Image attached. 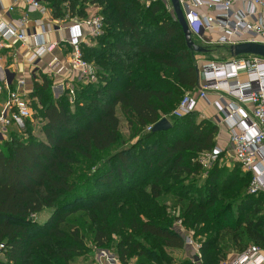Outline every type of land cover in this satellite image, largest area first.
<instances>
[{
	"label": "trees",
	"instance_id": "16d2710c",
	"mask_svg": "<svg viewBox=\"0 0 264 264\" xmlns=\"http://www.w3.org/2000/svg\"><path fill=\"white\" fill-rule=\"evenodd\" d=\"M46 1L57 20L67 15L83 19L89 6L99 9L103 34L95 46L83 45L98 81L78 86L71 103L68 90L55 98L54 80L41 75V82L33 81L30 97L35 118L43 121L44 139L15 134L12 141H0V264H74L88 248L77 220L71 219L79 213L88 219L96 247L106 248L120 238L122 264L135 251L154 264H190L166 256L159 261L137 241L145 237L168 249L185 247L182 235L164 217V196L179 202L184 225L204 238L202 264L225 261L229 241L239 252L246 242L264 248V194L248 193L252 176L241 164L232 169L216 164L202 188L190 182L204 172L199 156L216 147V124L198 121L195 111L171 122L169 130L147 132L199 85L198 53L187 46L167 4ZM123 119L129 140L121 139ZM120 144L91 169L99 154ZM79 165L91 169L80 182L75 178ZM49 209L53 212L47 221L35 219Z\"/></svg>",
	"mask_w": 264,
	"mask_h": 264
},
{
	"label": "built area",
	"instance_id": "2783aa9c",
	"mask_svg": "<svg viewBox=\"0 0 264 264\" xmlns=\"http://www.w3.org/2000/svg\"><path fill=\"white\" fill-rule=\"evenodd\" d=\"M17 1L23 5L25 13L20 21L21 26L28 23V14L38 12L45 15L49 12L42 0ZM142 1L149 4L153 0ZM179 3L192 37L196 35L205 47H227L229 50L231 46L240 43L264 45V0H179ZM169 10L175 16L172 5ZM103 31V18L99 14L83 19L75 18L70 27L68 66L78 74V80L63 88V93L69 91L71 103L75 100V89L78 86L98 81L96 66L84 58L83 45L87 39L101 36ZM12 40L26 45L28 35L19 26L1 22L0 52L8 48ZM35 41L36 50L27 59L30 66H35L38 59L58 46L57 43L46 44L43 33L36 34ZM197 64L198 88L196 92H189L183 97L171 117L174 120L181 119L197 111L200 101L208 102L210 92L219 94V99L213 105L225 114L229 124L234 161L252 176L248 193L255 196L264 194V57L231 56L216 61L197 60ZM48 69V74L55 78L62 74L66 65L54 58ZM26 83L25 79L18 80L15 90L6 84V98L0 105V141L8 140L13 131L23 134L33 117L31 92L26 89ZM2 92L3 87L0 86V94ZM247 104L254 106L252 116L243 108ZM153 128L149 126L147 132ZM222 155L224 150L218 147L212 152L201 154L198 161L203 171L212 169L216 164L222 165L225 157ZM184 241L186 246L196 250L194 264H202L201 243L194 242L192 236H186ZM3 248V245L0 246V251ZM197 256L199 262H195ZM221 264H264V248L252 245Z\"/></svg>",
	"mask_w": 264,
	"mask_h": 264
},
{
	"label": "crops",
	"instance_id": "0c3cea01",
	"mask_svg": "<svg viewBox=\"0 0 264 264\" xmlns=\"http://www.w3.org/2000/svg\"><path fill=\"white\" fill-rule=\"evenodd\" d=\"M49 12L42 15L38 12L28 14V23L24 26L20 25L21 19L24 17V7L17 0H0V23L5 22L9 25L19 26L20 29L25 30L28 35L26 45L12 40L8 48L0 52V86L3 87V92L0 94V105L6 98L8 84L11 90L17 87V81L20 79L26 80V89L30 92L33 90L34 80L41 82V75H47L52 78L49 72V64L54 58L61 60L66 65V69L61 75H58L54 80L55 97L63 94V88H66L71 83H76L78 74L70 69L68 66V40L70 38V27L72 26L75 18L67 15L64 19L57 20L53 17V13L49 8L47 1L43 0ZM98 8L89 6L88 17L93 14H98ZM44 34V41L46 44L57 43L58 46L52 52L45 53L40 59L36 61L35 66H30L27 59L36 50V34ZM96 39H87L85 44L88 46H95ZM84 44V45H85ZM198 59L200 56L197 57ZM219 94L210 92L209 100L200 101L198 112H203V118L212 121L218 126V133L216 135V147L224 150V161L227 164L230 160H234L233 146L230 141V127L225 120V114L218 111L213 105V99H219ZM211 99V100H210ZM227 100H230L227 98ZM243 108L249 113L253 114L254 106L247 104ZM215 147V148H216ZM223 161V163H224ZM222 163V164H223Z\"/></svg>",
	"mask_w": 264,
	"mask_h": 264
},
{
	"label": "rangeland",
	"instance_id": "374dc122",
	"mask_svg": "<svg viewBox=\"0 0 264 264\" xmlns=\"http://www.w3.org/2000/svg\"><path fill=\"white\" fill-rule=\"evenodd\" d=\"M162 1L167 4L168 9L171 7L169 0H162ZM193 41L196 44H199L205 47L204 43L201 40H199L197 36L194 34H193ZM198 56H200V58L197 60L216 61V60L228 59L229 57H231V53L227 49V47H212L210 52L205 53V54L198 53ZM53 94L55 97L54 90H53ZM187 94L188 92H186L184 96ZM58 97H55V98H58ZM217 100L218 99H213L211 101H217ZM237 106H240V104L237 103ZM172 113L170 115L163 116V118H168L172 123H174L175 120L171 117ZM35 115H36V111L34 110L33 117L29 120L31 124L30 128L26 133L24 132L25 134L24 133L21 134L19 132L13 131L8 136L9 139L3 140V141H9V140L12 141L11 138L15 134H19L20 136H22L23 139H27L30 135H33L37 139H44V135L41 131L42 126H43V121L40 120L39 118H35ZM197 120L198 121L205 120V118H203V112H198ZM123 138L126 140H129L130 138L129 126L124 121V119L122 120V123H121V139L123 140ZM121 147L122 146L120 144L110 152L99 154L97 163L91 166V169L101 166L108 158H110ZM2 148L6 151L4 147ZM235 164L236 162L234 160H230L229 164H227V162L224 161L222 165L220 164L219 165L221 167L226 166V168L232 169L235 166ZM90 170L88 171V168L85 165H79L78 167H76V172H75L76 180L80 182V176L90 174ZM209 171L210 170L203 172L200 176L195 177L192 180H190V182L195 184V186H197L198 188H202L205 185L206 181L208 180V177L210 174ZM144 188L148 189L147 186ZM197 194L198 192L195 191V196H197ZM160 201H161V205L164 207L163 209L164 217L167 223L170 224V227L175 232L181 234L183 238H185L186 236H192L194 242H196L197 244L203 242L204 238L199 237L197 231L191 230L190 228L184 225L183 223L184 216H183L182 206L179 204V202H177L176 199H174V197L164 196L162 197ZM52 212L53 211L50 209L46 210L41 215L35 216V219L41 223L45 222L51 216ZM71 219L77 220L78 222L77 225H79V227L81 228V234L86 236L87 238L85 243H86V246L88 247L85 255L78 257L74 261V264H122L119 261L118 250H117L118 243L120 242L119 237L117 236L114 237L113 241L106 248L100 249L96 247V245L92 242L93 232H92L90 223L88 219L86 218V216L84 215V213H79L77 215H74L71 217ZM137 241L140 242L142 250L154 253L157 256L159 261H163V259H165V256H166L168 259H171L174 262L187 261L190 264H194V256L196 255V250L191 247H188L185 245L183 249H168L162 246L163 244L161 241H158L153 238H145V237H138ZM228 244L229 246L226 249V254H228L227 258H230L231 256L238 253L240 249L237 247L235 248L234 243L231 241H229ZM252 245H255V244H253L252 242H246L243 248L245 249ZM139 254H140V251H135L134 256L130 258L127 264H141L143 262H145L146 264H154V263H151L149 259L145 261L144 260L145 258L141 257Z\"/></svg>",
	"mask_w": 264,
	"mask_h": 264
},
{
	"label": "water",
	"instance_id": "95a60500",
	"mask_svg": "<svg viewBox=\"0 0 264 264\" xmlns=\"http://www.w3.org/2000/svg\"><path fill=\"white\" fill-rule=\"evenodd\" d=\"M43 1V0H42ZM170 3L173 7L174 14L176 16V20L181 25L185 37L187 46L192 49L194 52L205 54L210 52V49L203 47L201 45L196 44L193 41L192 34L188 28V24L186 22L185 16L181 9L179 0H170ZM232 57H238L241 55H257L264 57V45L258 43H240L235 46H231L229 48ZM172 127V123L168 118H162L153 128L154 132L166 131ZM200 258L197 256L195 262H199Z\"/></svg>",
	"mask_w": 264,
	"mask_h": 264
}]
</instances>
